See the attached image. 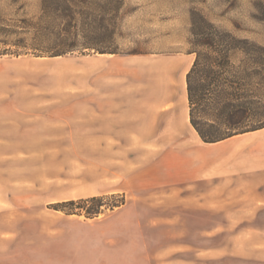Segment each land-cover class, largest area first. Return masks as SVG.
Masks as SVG:
<instances>
[{"label":"rangeland","instance_id":"rangeland-1","mask_svg":"<svg viewBox=\"0 0 264 264\" xmlns=\"http://www.w3.org/2000/svg\"><path fill=\"white\" fill-rule=\"evenodd\" d=\"M254 1L77 0L74 9L94 13L97 29L111 30L113 40L98 34L85 42L71 29L61 42L56 33L66 37L65 16L42 24L50 35L37 32L43 0H0L2 262L88 264L100 237L151 234L159 246L172 244L165 239L173 235L175 249L189 251L175 259L192 264L198 249H264L261 236L244 239L264 231L262 189L248 187L251 177L264 179V129L224 145L201 142L188 121L185 87L193 12L264 46ZM85 43L113 45L116 54L33 52ZM197 153L207 163L199 187L190 180L192 165L181 166ZM93 197L103 199L93 218L78 205L54 208Z\"/></svg>","mask_w":264,"mask_h":264},{"label":"trees","instance_id":"trees-1","mask_svg":"<svg viewBox=\"0 0 264 264\" xmlns=\"http://www.w3.org/2000/svg\"><path fill=\"white\" fill-rule=\"evenodd\" d=\"M74 1L77 0H43L44 11L39 21L41 28L37 27V32L40 33L41 30L42 35H50L48 27H43L42 24L48 25L61 20V15L69 19L66 37L61 36L60 32L56 33V39L61 42L70 40L71 29L77 35L81 34L85 42L96 40L95 36L98 34H102L101 37L104 36L106 40H113V32L109 29L102 32V28L97 29V17L94 13L74 9ZM98 5L102 7L104 4L99 2ZM253 8L255 13L252 18L264 24V0L254 1ZM77 17L81 18L80 24ZM95 30L98 33L94 37L88 35ZM190 34L194 60L185 76L188 121L201 142L216 144L264 129V46L219 29L197 12H193L191 17ZM61 46L58 49L34 47L33 52L49 57L84 50L116 54V47L113 48V45L100 47L85 43L80 46ZM102 202V198L93 197L64 202L54 208L60 210L65 205H78L85 209L87 218H93L101 212ZM88 204H95V207H87Z\"/></svg>","mask_w":264,"mask_h":264},{"label":"crops","instance_id":"crops-1","mask_svg":"<svg viewBox=\"0 0 264 264\" xmlns=\"http://www.w3.org/2000/svg\"><path fill=\"white\" fill-rule=\"evenodd\" d=\"M246 135V134H244ZM243 136V135H239ZM235 136L225 141H222L221 145L227 144L230 140L239 137ZM260 141L254 144H259ZM218 145V146H221ZM217 147V146H216ZM194 149H198L197 147ZM192 159H187V161H182L181 166L186 167L192 165L191 177L190 180L197 181L198 187L206 180V159L197 153V156H192ZM188 163V164H187ZM247 179V178H246ZM248 180V179H247ZM251 192L262 189L260 192L264 197V179L254 180L251 177L250 186H248ZM259 192V193H260ZM260 195V194H259ZM200 204V203H199ZM205 236V235H203ZM255 236H261V239L264 240V231L262 230L259 234H251V238L244 237L245 240H253ZM234 236L227 237V240L233 239ZM128 238V239H127ZM118 236L115 239H97L93 241V256L90 258H85V262L88 264H192L190 259L187 257H182V260H176L174 255L177 253L188 254V249L182 248L175 249L173 244L174 237L173 235L169 236L165 241L172 242V244H165L159 246V238L157 234L151 235H138L137 237H127ZM237 238H243L240 235H237ZM162 241V240H160ZM103 245V246H102ZM91 247V246H90ZM165 247L164 250H159L160 248ZM164 252L165 257L159 256L160 253ZM211 252V253H209ZM214 252L215 255L212 254ZM219 252V254H217ZM221 250L206 251L205 249H198L197 252H194L195 260L197 264H206L207 259L212 263H215L218 259H232L237 262H245L254 264L253 259H260V264H264V249L263 250H252L246 249L245 251L238 252L233 249H224V253H221ZM165 258V260H164ZM21 262L18 264H29L28 261L20 259ZM54 263V262H53ZM0 264H15L2 262ZM52 264V262H50ZM56 264V263H54ZM258 264V263H257Z\"/></svg>","mask_w":264,"mask_h":264}]
</instances>
